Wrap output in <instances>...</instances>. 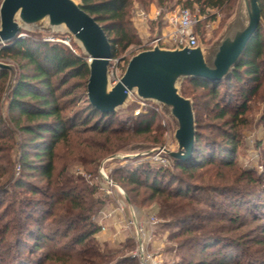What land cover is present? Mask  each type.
Segmentation results:
<instances>
[{
  "label": "trees",
  "instance_id": "1",
  "mask_svg": "<svg viewBox=\"0 0 264 264\" xmlns=\"http://www.w3.org/2000/svg\"><path fill=\"white\" fill-rule=\"evenodd\" d=\"M133 1L80 0L81 7L102 26L110 42L113 58L139 42L130 20ZM135 1L145 4L152 0ZM154 1L162 12L171 6L181 4L187 8L196 7L200 15H210L212 19L216 15L215 12L209 14L210 10H217L224 15V20L230 17L236 5V0ZM258 4L264 21V0H258ZM3 58H9L23 68V72L17 77L8 95L7 112L12 114L14 122L20 124V130L29 138L25 146L32 149L31 154L25 151L20 155L22 171H26L27 174L18 178L14 186L28 188L34 195L39 190L30 187L26 179L37 174L47 182V190L50 193H44V195L51 198L49 203L51 206L45 211L50 218H40L41 221H37L39 228L36 226L29 230L27 227L26 234L23 235L22 231L24 232L26 225H23V229L22 225L14 227L13 236L18 245L12 255V264H45L49 259L52 262L58 259L60 264H123L130 261L131 257L128 258L125 254L120 256L118 250L100 249L94 236L99 231L98 212L104 207L106 201L104 198L94 197L95 186L80 182L77 188V185H71L75 178L65 177L63 172L58 176L54 174L57 159L56 147L62 143H68L71 146L72 131L89 133V136L75 141L79 153L77 159L84 163L94 162L97 157L123 147L132 136L149 134L152 131L157 110L149 108L147 112L137 115L130 113L118 122L125 123L124 126L113 125L114 113L100 112L87 101L85 93L88 77L87 59L61 42L43 40L38 33L17 37L4 46H0V59ZM7 75L6 71L0 69V80ZM184 80L188 85L181 86L183 96L192 95L195 100L194 93L198 90L197 96L202 95L207 98L205 107L216 112L215 118L224 119V121L228 118L234 120L232 123L229 122L231 130L224 135L222 147L219 150L223 154L224 163L230 164L231 161L228 160L237 149L236 128L238 125L245 124V120L241 117L247 111L248 101L251 97L258 95L264 84V28L261 25L258 26L234 70L226 79L219 82L201 77ZM2 88L0 86V92ZM74 89L81 90L77 98L73 96ZM76 101H80L81 106L67 114L68 106ZM196 104L197 102L193 101L195 114ZM0 124H2L1 115ZM233 128L235 131H232ZM200 136L196 130L195 144L190 157L185 161L172 163L171 167L155 165L150 161L137 164L127 162L125 165H119L108 175L124 189L125 186H131L129 191L145 187L149 191L150 199L161 198L159 200L160 214L166 218H174L175 211L179 206V209H182L184 204L179 200L169 204L168 200L176 197H188L189 201L195 199L186 196L190 194L189 186L181 187L178 184V172L192 174L203 165L212 163L215 157L214 148L207 145L200 146ZM113 173L116 176H113ZM242 173L248 180L252 177L248 170ZM23 177L26 178L23 179ZM80 191L87 194L88 202L85 198L83 200ZM195 215L200 218L198 213ZM209 218L211 217L207 215L206 219ZM175 219H178L180 223L184 217ZM228 220H231V223L236 221L231 217ZM76 224L79 225L72 228ZM71 228L73 232L68 233ZM195 228L197 229L198 226H187L184 231L173 235V237H179L184 232L190 236L177 240L175 244L177 258L172 264H241L237 256L227 247L223 250L217 248L221 239L227 240L230 237L204 234L201 232L202 227L196 230L199 231L197 234L191 235ZM52 234L54 236H50ZM67 235L72 241L73 250L53 254L49 251L44 253L43 257L39 255L37 262L32 259L33 256L26 255L24 250L18 248L20 246L26 250L32 248V251H42L44 247H55L58 236L66 237ZM25 238H31L33 244L30 246ZM187 250L191 253L186 254ZM133 259L138 264L136 258ZM8 263L11 264L10 261Z\"/></svg>",
  "mask_w": 264,
  "mask_h": 264
},
{
  "label": "rangeland",
  "instance_id": "2",
  "mask_svg": "<svg viewBox=\"0 0 264 264\" xmlns=\"http://www.w3.org/2000/svg\"><path fill=\"white\" fill-rule=\"evenodd\" d=\"M135 7L144 11V19L137 20L133 17ZM171 8L172 6L164 10V12ZM189 9L193 14L200 16V21L195 24L193 29L198 36V41L205 49H209L224 31L228 20L236 10V5L233 13L225 20L223 19L224 15L217 10H210L209 14L215 12L216 15L212 19L210 15H208L209 17L200 15L196 7ZM130 10V20L136 30L139 42L131 45L127 50L119 54L118 57H111L108 66V75L111 84L115 83L121 77L127 60L133 54L140 51V46L158 36L161 29H164V24L161 21V15L164 12L161 11L154 0L145 2V4L134 0ZM157 12H159V15H157ZM261 26L264 28V21ZM32 33H38L39 37L46 41L61 42L75 49L76 53L82 54L72 36L62 30L38 28L21 30V34L24 37ZM158 45L160 47L170 48L167 43L158 42ZM0 61L11 64L15 71L12 84L7 90L6 86L9 76L7 70L3 69L8 75L0 80V86L3 87L0 92V115L2 116V124H0V264H9V261L12 264V255L15 253L16 246L18 245L13 236L14 227L22 225L23 229V225H26V227L24 226V232L22 231L23 235H25L27 227L29 230L36 228L38 225L37 221H41L40 218H50V216L46 215L47 213L45 211L51 206L49 205L51 198L46 197L48 195H44V193H50L47 190V182L37 174L26 179L30 183V187L39 190L34 195L31 194L28 188L14 186L18 178L27 174L26 171H22V165L19 159L20 155L25 151L29 152V154L32 152L29 146H25V142L29 138L20 130V124L14 122L12 114L10 115L7 112L8 95L17 77L23 72V68L9 58H3ZM182 85H188L186 80H182L179 84L180 93ZM80 93V89H74L73 96L77 98ZM198 93V90L194 93L195 100L192 95L187 97L191 99L192 104L193 101L197 102V110L196 114L194 113V118L196 120V130L201 135L199 139L200 146L207 145L212 147V149L214 148L215 157L212 163L203 165L192 174L178 172V184L181 187L189 186L190 194L186 196L195 199L189 201L187 200L188 197L171 198L167 201L169 204L179 200L182 201L184 207L182 209H179L180 206L178 207L177 211H175L174 218H166L160 214V197L150 199L149 191L145 187L129 191L131 186H125L124 189L119 185L125 191L126 199L131 204L142 209L147 214L156 217L157 225L154 231L152 249L153 251L160 252L164 264H172L173 260L177 258L175 252L177 240L190 235L184 232L179 237H173V235L184 231L187 226H198L191 235L197 234L199 231L196 230L202 227L201 232L204 234L230 237L227 240L221 239L217 248L223 250L227 247V249L231 250L237 256L241 264H245L246 262H249V264H264V84L258 95L251 97L248 101L247 111L241 117L245 120V124L238 125L236 128L237 149L235 154L228 160L231 161L230 164L224 163L223 154L219 150L222 147L224 135L231 130L229 122L232 123L234 120L228 117L226 121L215 118L214 115L216 112L210 111L209 107H205L207 98L202 95L197 96ZM65 98L68 99L69 97ZM65 98L64 100H66ZM81 104L80 101H76L68 106L66 110L67 114L79 108ZM229 107L232 108L231 105ZM149 108L157 110L158 112L154 115L155 122L149 134L132 136L131 140L123 147L109 154L102 155V157H97L94 162L84 163L77 159L79 153L78 149H76L77 143L75 141L78 138L87 137L90 134L75 133V131H72L70 140H72L71 142L73 144L70 146L68 143H62L56 147L57 159L54 174L58 176L63 172L62 174L65 177L75 178L71 185H77V188L80 182L95 186L94 197L99 199L104 198L106 201L104 206H113V197L105 196L104 191L99 189V172L103 170L108 175L119 165H125L127 162L137 164L142 161H148L147 158L150 155L132 159H111L102 163L106 157L118 152L142 150L153 145H162L169 149H173L175 146L172 120L157 104L153 102L138 103L134 95L130 96L126 106L118 108L114 112L115 119L112 124L115 126H124L125 123H118L119 120L125 119L130 113L137 115L142 112H147ZM152 164L158 165L155 162ZM246 170L251 172V175H249L252 177L249 180L242 173ZM113 176H116V174L113 173ZM80 192H82L83 200L84 198L87 200V194L83 191ZM197 213L200 218L195 217ZM207 215L211 218L206 219ZM180 217H184V219L178 223V219L175 218ZM230 217L236 219V221H232L231 223V220H228ZM34 219L37 220L35 221ZM78 225L76 224L72 228H76ZM6 228L8 230L5 231ZM72 228L68 233L73 232ZM113 231L112 228H109L102 233L97 232L95 234L94 239L100 246V249L118 250L120 256L125 254L128 258H132L123 264H136L132 256L134 239L130 236L129 232L115 234ZM50 236H54V234ZM68 236H58L55 247H44L42 251H32V248L26 250L20 246L18 248L22 251L24 250L26 255L33 256L32 259L37 262L39 261V255L43 257L46 252L50 251L53 254L73 250L71 246L72 241ZM25 239L28 240L27 242L30 246L33 244L31 238ZM190 253L191 251H186V254ZM57 260L52 262L49 259L45 264H60Z\"/></svg>",
  "mask_w": 264,
  "mask_h": 264
},
{
  "label": "water",
  "instance_id": "3",
  "mask_svg": "<svg viewBox=\"0 0 264 264\" xmlns=\"http://www.w3.org/2000/svg\"><path fill=\"white\" fill-rule=\"evenodd\" d=\"M262 24L258 0H238L233 16L209 49L199 41L194 47L154 45L133 54L121 77L111 84L110 42L102 26L81 7L80 0H0V46L23 36L21 30H62L72 36L87 59L86 98L96 110L114 113L134 95L141 101L157 104L172 120L173 149L153 145L111 154L102 163L158 152L171 163L188 159L195 144V118L192 101L179 92V84L187 78L201 77L214 82L226 79ZM0 69L9 72L7 90L12 84L14 67L0 61Z\"/></svg>",
  "mask_w": 264,
  "mask_h": 264
},
{
  "label": "built area",
  "instance_id": "4",
  "mask_svg": "<svg viewBox=\"0 0 264 264\" xmlns=\"http://www.w3.org/2000/svg\"><path fill=\"white\" fill-rule=\"evenodd\" d=\"M157 15H159V12H157ZM161 16L164 29H161L158 36L140 46V50L158 45V42L167 43L170 48L194 47L197 44L198 36L193 28L200 19L199 15L193 14L187 7L175 5ZM133 17L142 20L145 18V13L135 7ZM71 49L75 52V49ZM137 102L144 103L145 101L137 98ZM147 160L163 167L172 164L170 159L160 152L150 154ZM98 177L99 189L104 191L105 196L113 197L114 200L113 206L105 205L99 210L97 218L98 232L102 233L109 228H112L115 234L129 232L134 239L132 256L136 258L138 264H164L160 252L152 249L154 231L157 225L156 217L131 204L126 199L123 188L103 170L99 172ZM109 222L110 224H108Z\"/></svg>",
  "mask_w": 264,
  "mask_h": 264
}]
</instances>
